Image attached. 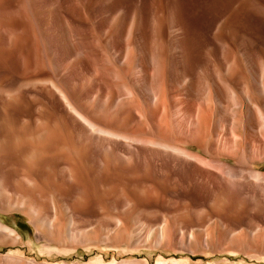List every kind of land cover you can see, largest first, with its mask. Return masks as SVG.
Returning <instances> with one entry per match:
<instances>
[{
    "label": "rangeland",
    "instance_id": "1",
    "mask_svg": "<svg viewBox=\"0 0 264 264\" xmlns=\"http://www.w3.org/2000/svg\"><path fill=\"white\" fill-rule=\"evenodd\" d=\"M11 25L39 91L0 104V264H264V0H0Z\"/></svg>",
    "mask_w": 264,
    "mask_h": 264
},
{
    "label": "bare ground",
    "instance_id": "2",
    "mask_svg": "<svg viewBox=\"0 0 264 264\" xmlns=\"http://www.w3.org/2000/svg\"><path fill=\"white\" fill-rule=\"evenodd\" d=\"M2 14V13H1ZM3 15V14H2ZM7 16V15H6ZM10 18V17H9ZM15 23V22H14ZM14 26V25H13ZM11 25V27H7L4 31L7 33V37H3L1 40V48H0V104L1 102H5L7 103L8 99L12 98V96H21L22 93H23V90L25 87H30L32 88L31 90L34 92L33 94L36 96L37 92L39 91V83L38 81L37 82H32L30 84H25V83H21L20 81H11L10 79V74L8 71V68H10L9 66L11 65V62L13 60H15V58H22V57H25L24 56V53L21 52V47H18L17 48L15 47V49H12L10 50L9 46H8V41L5 42V40L8 39V37L11 36V34H13V30L16 31V29H12L13 27ZM18 26V25H17ZM15 27V26H14ZM16 28V27H15ZM18 29V28H17ZM21 31V30H20ZM27 31V30H26ZM4 33V32H3ZM15 33V32H14ZM21 34V33H20ZM5 35V34H4ZM14 35V34H13ZM6 36V35H5ZM23 36V35H22ZM33 38V37H32ZM22 41V39H21ZM27 50V49H26ZM34 50V49H33ZM23 51V49H22ZM25 52V50H24ZM28 52V51H27ZM27 57V56H26ZM17 59V60H19ZM25 61V60H24ZM14 62V61H13ZM17 63L15 64H18V61H16ZM19 64H24L23 62L21 63V61L19 62ZM13 65V64H12ZM15 66V65H14ZM21 65H19L20 67ZM13 67V66H12ZM21 68V67H20ZM18 68V69H20ZM13 69V68H12ZM17 69V70H18ZM22 70V69H21ZM18 72V71H17ZM19 72H22V71H19ZM18 72V73H19ZM37 80V79H36ZM35 81V80H34ZM51 87L52 89H54L56 92H58L59 94H61L60 96L62 97V99L65 101L66 103V107L68 110H70L71 112L75 113V115H77L79 117V119L81 118L84 122V127H83V132L84 133H96V132H101L102 129H99V127H95V125L92 124L91 121H87L86 118L73 106V104L71 103V99L68 98V96L66 95L65 92H63L55 83H51ZM49 88V87H48ZM228 91V90H227ZM233 92V91H232ZM228 93V92H227ZM229 93H230V90H229ZM13 96V98H14ZM30 96V95H29ZM33 96V95H32ZM24 97V96H23ZM34 97V96H33ZM18 99V98H16ZM35 99V98H34ZM19 100V99H18ZM33 100V99H32ZM37 102H38V99H36ZM12 101V100H11ZM10 101V102H11ZM20 101V100H19ZM35 101V100H34ZM21 103V102H20ZM3 104V103H2ZM9 104V102H8ZM7 104V105H8ZM34 104V103H33ZM63 104V103H62ZM223 105V104H222ZM5 106V105H4ZM3 107V106H2ZM13 108V107H12ZM36 108V107H35ZM253 108V107H252ZM2 112V111H1ZM255 112V111H254ZM250 115V117L248 118L249 119V123H250V126L248 127H251V131L252 130H256L259 128V130H262L264 131V113H262V111L258 110L257 108V111L256 113H254ZM14 113V112H13ZM180 113V112H179ZM15 115V114H14ZM2 117V116H1ZM32 117V116H31ZM30 117V118H31ZM23 119V118H22ZM191 119V118H190ZM91 122V123H90ZM249 125V124H248ZM82 131V130H81ZM105 132V131H104ZM103 133V131H102ZM111 133V132H109ZM249 133L252 134V132H250L249 130ZM2 134V132L0 133V135ZM5 135V134H4ZM83 135V134H82ZM108 135V134H107ZM58 136V135H57ZM86 136V135H85ZM55 137V136H54ZM120 137V136H119ZM254 137V136H253ZM51 138V137H50ZM57 138V137H56ZM108 138V137H107ZM130 138V137H129ZM60 139V138H59ZM109 139V138H108ZM131 139V138H130ZM53 140V138H52ZM58 140V139H57ZM264 140V139H263ZM129 141V140H128ZM141 141V140H140ZM260 141V140H259ZM52 142V141H51ZM257 142V141H256ZM143 143H146V144H150V145H156V146H161L165 149H169V150H172L174 152L179 153L181 154L183 157H187L188 159H193V160H196V162H200V163H204L205 164V161L202 160L200 157H197V156H194V155H191L190 153H188L187 151H185L184 149H182L181 147H178V146H171V145H167V144H164L162 143L161 141L158 142L156 140H152V139H149V140H143ZM262 143V142H261ZM264 144V143H262ZM261 144V145H262ZM53 145V144H52ZM48 146V145H47ZM19 148V147H18ZM17 148V150H18ZM56 149V148H55ZM45 150V149H44ZM46 151V150H45ZM10 154V152L8 153ZM177 154V155H179ZM7 157V156H6ZM189 159V160H190ZM48 165V164H47ZM210 166H212L214 169L216 170H219L221 171L222 174L226 175L227 177H229V179H234V178H239L241 177L242 175V172L240 171H237L236 169H232V168H229V167H226L224 166L223 164L221 163H217V162H210L209 163ZM50 167V166H49ZM47 168V167H46ZM37 174V173H36ZM246 174V173H245ZM248 176L250 178H253L255 179L256 181H263L264 182V173H260V172H257V171H252V170H249L247 172ZM246 174V175H247ZM4 185V184H3ZM264 186V185H263ZM5 187V186H4ZM6 231L8 232L9 235H11L12 233H14L13 231L8 230L6 227H4L3 225L0 224V232L1 234H4L6 233ZM3 236V235H2ZM4 237V236H3Z\"/></svg>",
    "mask_w": 264,
    "mask_h": 264
}]
</instances>
